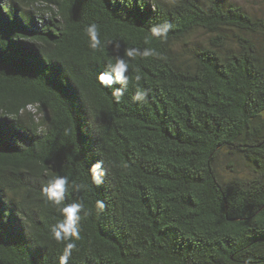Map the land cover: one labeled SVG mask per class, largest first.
<instances>
[{"label": "trees", "instance_id": "16d2710c", "mask_svg": "<svg viewBox=\"0 0 264 264\" xmlns=\"http://www.w3.org/2000/svg\"><path fill=\"white\" fill-rule=\"evenodd\" d=\"M128 48L117 102L97 74ZM222 153L249 175L222 180ZM56 175L86 186L65 196L84 204L69 264H264V16L230 0H0V264H59L41 191Z\"/></svg>", "mask_w": 264, "mask_h": 264}, {"label": "clouds", "instance_id": "9594fccd", "mask_svg": "<svg viewBox=\"0 0 264 264\" xmlns=\"http://www.w3.org/2000/svg\"><path fill=\"white\" fill-rule=\"evenodd\" d=\"M123 2V0H122ZM131 3V0H128ZM173 25L170 22H162L152 24L150 27L151 34L154 37L160 39H166L168 32L172 29ZM86 33L89 37V47L97 49L102 46V41L99 34V29L95 23L89 24L86 28ZM113 48L118 52L121 47L119 40L112 41ZM138 52L134 48H128L125 50L124 55H117L108 60L105 64V70L97 74V81L101 86H105L109 89H113L114 84H118L119 87L113 89V95L117 102H120L126 90L129 87L130 77L129 72V60L128 58H135ZM153 52H144V56L153 55ZM142 77L139 74L135 75L136 91L132 96L133 102L143 104L148 97V91L140 87L139 82ZM96 171L92 175V182L95 185L103 183V165L100 162H96L94 165ZM74 191H79L86 187L83 184H78L75 181H70L66 175H56L47 180V183L42 187V197L47 202H50L55 206L59 213L60 219L55 224L51 225L50 231L52 238L57 243H63L64 247L62 254L59 256V264H69V259L77 245L74 241L81 238L80 236V222L82 220V212L84 210V204L82 202L65 203L66 193L69 188ZM96 207L99 210L104 209L103 201H97Z\"/></svg>", "mask_w": 264, "mask_h": 264}, {"label": "rangeland", "instance_id": "374dc122", "mask_svg": "<svg viewBox=\"0 0 264 264\" xmlns=\"http://www.w3.org/2000/svg\"><path fill=\"white\" fill-rule=\"evenodd\" d=\"M242 6L246 11L264 16V3L262 0H230ZM215 168L222 180L227 181L234 176H248L249 166L239 156L220 154Z\"/></svg>", "mask_w": 264, "mask_h": 264}]
</instances>
